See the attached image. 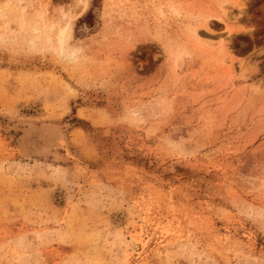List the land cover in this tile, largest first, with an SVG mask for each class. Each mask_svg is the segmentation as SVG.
I'll use <instances>...</instances> for the list:
<instances>
[{"label":"rangeland","instance_id":"obj_1","mask_svg":"<svg viewBox=\"0 0 264 264\" xmlns=\"http://www.w3.org/2000/svg\"><path fill=\"white\" fill-rule=\"evenodd\" d=\"M85 2L0 0V264H264V0Z\"/></svg>","mask_w":264,"mask_h":264},{"label":"bare ground","instance_id":"obj_2","mask_svg":"<svg viewBox=\"0 0 264 264\" xmlns=\"http://www.w3.org/2000/svg\"><path fill=\"white\" fill-rule=\"evenodd\" d=\"M86 0H81V2L83 3V4H86V2H85ZM223 8V7H222ZM221 14L222 15H219L218 16V18L219 19H222V17L223 16H225L226 15V10L224 9V10H222L221 11ZM70 21L69 22H67V26H66V30H63V31H61L60 32V36H59V42H60V44H61V47H63L64 46V44H66L65 43V41H66V38H67V35H68V31L70 30ZM53 25V24H52ZM50 26V27H52L53 28V26ZM44 28V27H43ZM46 28V27H45ZM36 31H39L38 29H36ZM44 35V34H43ZM195 35H196V37L197 38H200V36H199V33L198 32H195ZM31 127V126H30ZM59 130V129H58ZM27 133V134H26ZM25 134V136H23V137H21L22 138V140L20 141V142H22L24 145V147L25 148H27V150L29 151L27 154L26 153H24V149H23V153H24V155H22V156H24L26 159H32V155H33V153H32V151H33V149H37V148H35V144H36V142H35V140L33 139V136H34V134H32L31 133V131L30 130H28L27 132H26ZM47 134V133H46ZM46 134H44V136L45 137H47L46 136ZM53 134V133H52ZM24 135V134H23ZM48 135V134H47ZM61 136V135H60ZM59 136V134L57 133V131H56V133H54L53 135H49V137H51V141H49L50 143L48 144L47 143V141H46V145H43L44 146V148H43V150L41 149L42 147V145L40 146V144H39V147H41L39 150H40V152H41V156H44V157H47V156H49L50 154H54L55 155V153H57V152H54L55 150L53 149V148H55L56 146L58 147H60V145L62 146V144L64 143H60V141H61V137ZM40 137H42L43 138V135L42 136H40ZM44 137V138H45ZM41 139V138H40ZM39 139V140H40ZM47 140V139H46ZM41 141V140H40ZM45 141V140H44ZM38 142V141H37ZM44 143V142H43ZM42 143V144H43ZM18 148H20V147H18ZM67 148V147H66ZM21 149V148H20ZM39 150L38 151H34V153H37V152H39ZM21 151V150H20ZM20 153H22V151L20 152ZM39 154V153H38ZM37 154V155H38ZM39 156H40V154H39ZM56 157V156H55ZM55 160V159H54Z\"/></svg>","mask_w":264,"mask_h":264}]
</instances>
